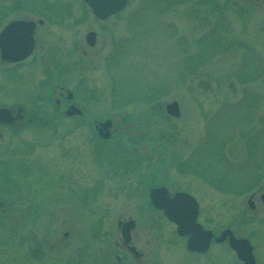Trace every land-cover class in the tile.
I'll return each mask as SVG.
<instances>
[{"label":"rangeland","instance_id":"374dc122","mask_svg":"<svg viewBox=\"0 0 264 264\" xmlns=\"http://www.w3.org/2000/svg\"><path fill=\"white\" fill-rule=\"evenodd\" d=\"M5 2L16 10L0 20L43 25L28 60L0 62V107L36 122L0 128V264H241L227 244L187 251L152 209L155 187L193 196L206 229L247 239L264 264L260 195L256 215L248 206L264 193L261 23L221 27L205 0H129L104 21L83 0ZM66 91L77 120L64 113ZM174 101L178 119L166 114ZM106 120L115 132L104 141L95 123ZM119 217L137 224L138 263L117 246Z\"/></svg>","mask_w":264,"mask_h":264},{"label":"water","instance_id":"95a60500","mask_svg":"<svg viewBox=\"0 0 264 264\" xmlns=\"http://www.w3.org/2000/svg\"><path fill=\"white\" fill-rule=\"evenodd\" d=\"M93 10V13L102 20L115 15L122 11L127 4V0H84ZM19 33L17 45L19 51L14 53L11 49L8 50L4 41L11 39L12 31ZM31 24L25 22H16L11 24L7 30L5 37L4 34L0 37V47H2V53L6 60L9 62H17L25 59L32 51L33 40H32ZM7 36V37H6ZM86 41L90 47L96 45V34L91 32L86 36ZM8 46V44H7ZM199 89L205 93H214V89L211 83L206 80H200L197 83ZM228 88L232 91H236L235 84L231 83ZM69 99L73 96L69 94ZM23 109L19 110L18 118L21 119ZM167 115L173 118H179L181 116L180 106L174 101L166 105ZM66 114L68 116H82V112L78 107L72 106ZM15 119L11 117V112L7 109L0 110V124L12 123ZM114 123L112 121H106L99 123L98 133L99 136L104 140H109L112 136V128ZM264 200V195L262 196ZM150 199L152 205L164 212V215L177 225V234L180 237H188L187 249L195 253H206L214 239V233L209 230H205L202 225L197 222L199 214V205L196 199L186 193H177L174 197H170L169 192L166 188H157L150 193ZM249 205L253 208V203L250 199ZM121 228L120 223L118 229ZM135 229V222L129 220L121 228L122 239L125 244H129L131 240V232ZM228 240L230 248L234 250L244 264H256L253 255V247L249 241L244 239H238L234 236L231 230L223 231L217 238V243H224ZM134 253V250H131Z\"/></svg>","mask_w":264,"mask_h":264},{"label":"flooded vegetation","instance_id":"af4514ba","mask_svg":"<svg viewBox=\"0 0 264 264\" xmlns=\"http://www.w3.org/2000/svg\"><path fill=\"white\" fill-rule=\"evenodd\" d=\"M171 1L172 2H180V0H171ZM206 3L208 4L207 7L210 9L211 13L214 14V17L216 18L217 23L221 24V27L224 24L228 25L227 22H232V21L257 22V23H261V24L257 25L259 27V29L261 31H264V0H205V4ZM9 10H16V8L14 7V5L12 3H7V2L0 3V17L5 16L4 15L5 13H3V11L5 12V11H9ZM21 20L22 21H27V22H32L34 24V27H33L34 50H33V53H32V55H33L35 50H36V47H37L36 34H37V31L39 30V28L43 25V21L42 20H40V19L39 20H35V19L27 18V19H13V20H10V21L6 22V21H4V18H2L0 20V34L5 30V28L8 25H10L13 22L21 21ZM222 35H223V33H222ZM17 36L18 35H15L11 39L7 38V40L4 41V44L6 45V48H8V50L11 49L14 53H17L19 51V46L17 45V42H18L17 41ZM7 44H8V46H7ZM30 57L26 58L25 60H23L21 62H19V61H17V62H9L8 60H6L4 58V56L2 54V50L0 48V62L3 63V64H6V65L17 66L19 64L24 63V61L28 60ZM62 91H63V89H62ZM68 92L69 91H66L65 95L61 94L63 99L66 100L67 102H69L68 103L69 107L72 106V105L78 106V104L72 102L74 97H73L72 100H70L68 98ZM56 105L58 107H61L62 106L61 101L57 100L56 101ZM78 107L80 108V106H78ZM0 108H3V107H0ZM19 108L20 107H18L17 109H14V108L13 109L9 108V109L12 111V115L16 116ZM67 118L68 119L77 120V119L81 118V116H74V117L67 116ZM24 122H26V124L29 125V126H31V125L36 123L35 120H33V119L29 118V117H26L25 116V111H23V119H21L20 121H16L15 123L13 122L11 125L2 124V125H0V128L8 127L11 130L15 131L16 129H22V126H23ZM46 123H47V121H43L42 124L45 125ZM114 132H115V129H113V133ZM0 137H1V134H0ZM153 189L154 188L149 190L148 198H149L150 192ZM177 192H184V191H174L173 193H171L169 191L170 197H173ZM258 195H260L259 196V200H260L261 204L264 206V200L262 198L264 193L262 192V189L259 190L257 193L253 194L252 196H250V198H249V200L251 199V201L253 203V208L250 207L249 203H248V206L250 208V211H252V213L254 215H256L257 208H258V205H257L258 201L255 200ZM249 200H248V202H249ZM149 202H150V200H149ZM152 209H154L155 211H157V212H159V213H161L163 215L162 211L157 210V209H155L153 207H152ZM131 219H132L131 217H128V218L119 217V219L117 221V231H118V233L120 235V239H119V242L117 243V246H118L119 250L122 253L131 256L136 261V263H138L144 257V253L140 249H138V247L136 245V242H135L137 224H136L135 230H133L131 232V240H130L129 244H125L124 241L121 239V228H122V226H124ZM198 222H199V218H198ZM119 223L121 225L120 229H118V224ZM223 244H227V246H228L227 242L223 243ZM223 244H218V245H223ZM211 247H212V245H211ZM132 249L134 250V253L131 252ZM235 256H236V254H235ZM117 259L119 260V258H117ZM239 262L241 264H243L241 261H239ZM256 264H257V261H256Z\"/></svg>","mask_w":264,"mask_h":264},{"label":"bare ground","instance_id":"6f19581e","mask_svg":"<svg viewBox=\"0 0 264 264\" xmlns=\"http://www.w3.org/2000/svg\"><path fill=\"white\" fill-rule=\"evenodd\" d=\"M228 242V240H226Z\"/></svg>","mask_w":264,"mask_h":264}]
</instances>
